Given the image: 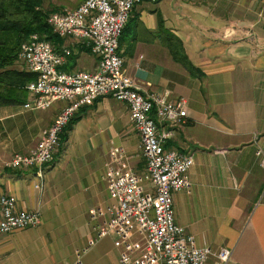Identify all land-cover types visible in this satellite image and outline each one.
<instances>
[{
	"label": "crops",
	"instance_id": "obj_1",
	"mask_svg": "<svg viewBox=\"0 0 264 264\" xmlns=\"http://www.w3.org/2000/svg\"><path fill=\"white\" fill-rule=\"evenodd\" d=\"M83 0H46V7L73 9ZM180 44L199 71L191 74L173 51ZM62 71H96L97 57L71 37ZM123 68L146 92L187 101V119L171 124L166 143L190 156V188L175 192L173 217L196 246L227 248V264H264V0H156L133 6L118 42ZM17 68L26 69L19 61ZM27 70V69H26ZM27 91V90H26ZM31 94L26 93L30 100ZM65 102L46 110L0 105V196L18 210L40 209V223L0 236V264H71L103 220L109 153L122 148L117 166L145 170L140 137L124 102L102 96L83 106L37 190L34 170L5 166L32 149ZM260 149V154H257ZM52 163V162H50ZM148 185V184H147ZM111 233L81 255L80 264H119ZM213 256L206 264H212Z\"/></svg>",
	"mask_w": 264,
	"mask_h": 264
},
{
	"label": "built area",
	"instance_id": "obj_2",
	"mask_svg": "<svg viewBox=\"0 0 264 264\" xmlns=\"http://www.w3.org/2000/svg\"><path fill=\"white\" fill-rule=\"evenodd\" d=\"M140 1L156 0H83L73 9L65 8L48 16V24L60 37L74 38L97 57L96 71L60 70L58 67L70 54L69 49L57 52L37 34L21 44L18 58L34 74V79L26 84L31 98L23 107L46 110L55 101L66 105L41 132L32 149L15 154L5 165L12 169H33L37 179L34 187L41 190L43 168L52 161L61 133L80 108L102 96L124 102L140 137L145 170L138 173L129 166H117L126 160L122 148L109 153L105 182L110 203L90 211L92 218L103 221L95 228V238L75 250L76 260L71 264H80L81 255L97 239L111 233L116 236L114 245L120 249L119 264H206L210 256L214 257L212 264H227L229 249L196 246L193 236L174 222L172 195L189 190L188 169L193 160L167 148L166 143L174 134L171 124H181L187 119L186 99L169 100L165 95L149 93L137 86L124 70L117 52L122 30L133 6ZM256 152L260 154V149ZM39 223V208L18 210L13 196H0V236Z\"/></svg>",
	"mask_w": 264,
	"mask_h": 264
},
{
	"label": "trees",
	"instance_id": "obj_3",
	"mask_svg": "<svg viewBox=\"0 0 264 264\" xmlns=\"http://www.w3.org/2000/svg\"><path fill=\"white\" fill-rule=\"evenodd\" d=\"M45 2L46 0H0V105L25 102L26 84L34 79V74L17 68V64L21 61L18 58L20 46L30 35H39L41 39L49 41L55 49L62 44V37L47 22L48 16L59 11V8L46 7ZM88 50L90 51L89 48ZM179 51H173L174 57L179 59L191 74L199 76V71L187 60L181 44ZM90 53L93 54L91 51ZM76 120L74 115L65 126L60 135L59 146L65 141Z\"/></svg>",
	"mask_w": 264,
	"mask_h": 264
},
{
	"label": "rangeland",
	"instance_id": "obj_4",
	"mask_svg": "<svg viewBox=\"0 0 264 264\" xmlns=\"http://www.w3.org/2000/svg\"><path fill=\"white\" fill-rule=\"evenodd\" d=\"M60 145H61V149H60V150H63V148L65 147L64 141H63L62 143H60ZM139 150H140V149H139ZM57 158H58V157L56 156L55 159L52 160V163H49V164H48V166H47V168L49 167L48 170H50V168L52 167L51 164H54L55 161H56V163H57V161H58ZM6 163H7V162H6ZM6 163H5V164H6ZM5 166H6V165H5Z\"/></svg>",
	"mask_w": 264,
	"mask_h": 264
}]
</instances>
